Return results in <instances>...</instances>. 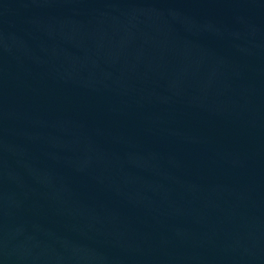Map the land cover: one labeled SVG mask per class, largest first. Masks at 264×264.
<instances>
[{
	"label": "water",
	"instance_id": "water-1",
	"mask_svg": "<svg viewBox=\"0 0 264 264\" xmlns=\"http://www.w3.org/2000/svg\"><path fill=\"white\" fill-rule=\"evenodd\" d=\"M0 264H264V0H0Z\"/></svg>",
	"mask_w": 264,
	"mask_h": 264
}]
</instances>
